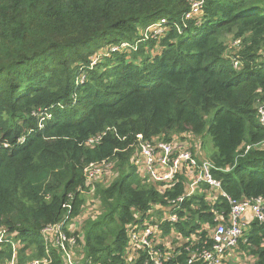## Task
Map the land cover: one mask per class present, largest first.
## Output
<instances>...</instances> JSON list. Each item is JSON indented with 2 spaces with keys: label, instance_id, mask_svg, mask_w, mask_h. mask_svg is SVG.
Instances as JSON below:
<instances>
[{
  "label": "trees",
  "instance_id": "trees-1",
  "mask_svg": "<svg viewBox=\"0 0 264 264\" xmlns=\"http://www.w3.org/2000/svg\"><path fill=\"white\" fill-rule=\"evenodd\" d=\"M158 23L163 34H140ZM228 35L240 46L230 50ZM263 52L264 0H0V227L17 243L0 244V264L14 253L19 264H68L56 235L45 239L58 224L83 264H146L142 251L129 260L127 226L189 182L141 175L138 135L200 140L202 153L212 138L215 151L197 157L221 188L199 183L179 220L163 224L172 244L185 241L165 264L185 261L188 245L210 246L217 214L230 213L222 191L264 198ZM98 165L110 181H89ZM90 190L99 213L84 221ZM79 218L82 231H71ZM231 250L264 264V221L245 226Z\"/></svg>",
  "mask_w": 264,
  "mask_h": 264
},
{
  "label": "built area",
  "instance_id": "built-area-1",
  "mask_svg": "<svg viewBox=\"0 0 264 264\" xmlns=\"http://www.w3.org/2000/svg\"><path fill=\"white\" fill-rule=\"evenodd\" d=\"M198 8L199 6L196 5L194 10ZM235 61V65L237 66L239 61ZM258 109L260 121L264 124V104L259 105ZM138 138L139 152L135 157L134 163L141 175L148 177L154 182L164 183L167 186L175 184L179 175L183 173H191L192 175L189 188L184 195L171 200L168 206L160 208L159 211L151 210L146 214H139L136 222L129 224L126 229L129 236L127 246L129 260L137 258L139 252L142 251L146 254V264L148 262L152 264H165L180 254V251L177 253L173 251L175 249L174 246L179 245L180 242L172 245V242L169 244L166 242L167 240H164L170 239L171 237L163 236V224L165 222L174 223L179 220L178 210L186 197L196 192L199 183H208L214 189L218 190H220L221 184L219 180L212 176L211 164L208 161H200L197 157L198 155L196 156L191 151L175 150L174 153V145L172 142L162 140L153 144L151 141L145 140L142 135H138ZM99 139L101 137L97 140ZM95 167L91 166L88 169L89 181L93 177L89 171ZM222 195L230 201V213L228 219H225L222 214H217L215 218L217 224L211 235V245L202 248L186 246V250L190 251V255L185 261L176 264H223L231 256V249L237 246L241 237L244 235L245 226L254 219L264 221L263 197L237 201L231 199L224 191H222ZM159 212L161 215H159ZM44 233L46 241H49V236L56 235V242L64 249L68 264H83L80 260H72V256L68 253V247H66L67 245L65 246V242H75V239L73 238L74 236H66L62 230V224L49 226L44 230ZM12 237L13 235H10L6 229L0 227V244L10 243L15 249L17 243L14 237ZM164 242H166V246L161 247V244ZM47 251H49V248ZM48 262L49 259L44 258L29 261L24 264H47ZM9 264H19L17 263L15 253Z\"/></svg>",
  "mask_w": 264,
  "mask_h": 264
},
{
  "label": "rangeland",
  "instance_id": "rangeland-1",
  "mask_svg": "<svg viewBox=\"0 0 264 264\" xmlns=\"http://www.w3.org/2000/svg\"><path fill=\"white\" fill-rule=\"evenodd\" d=\"M164 26L160 25L159 23L158 24H154L150 27H148L146 30H141L140 29V34H150V33H147L146 31H151L153 33H156V34H163L164 31ZM155 30V32H154ZM154 34V35H156ZM232 36L233 35H228L227 37V43H228V46H229V49L233 50L235 48H237L238 46H240L239 42L238 41H234L232 39ZM106 48H108L107 46L103 47L102 49L100 48L99 50L96 51V53H94V55L91 57L93 61H97L101 58V55L102 53H104L106 51ZM236 61L234 60L233 64L234 66L235 65ZM238 64V63H237ZM162 141V140H161ZM200 140H196V142L194 141H190V142H187V141H182L181 139L179 138H174V140L172 141L173 145H174V149H173V152L175 153V150H188V151H191L190 148L192 150H195L196 152L199 153L198 156H201L202 158H204V153L205 154H208L209 152H214L215 151V147H214V144H213V141H212V138L206 134L205 137H204V147L202 148L204 153H202V150H201V146H200ZM153 144H156L158 142H160V140L158 141H151ZM192 152V151H191ZM194 153V152H192ZM196 156L197 154L194 153ZM105 170H104V166L103 165H99V166H96L95 168L91 169L89 171L90 174L93 175V177L90 178V181L91 182H94V181H110L112 178H113V175L110 173V172H106L104 173ZM113 172V171H112ZM185 176H184V175ZM181 175L184 176L185 180H187L188 182H190V179H191V173H183ZM93 190H90L89 191V194L86 195V202L84 203V210H83V213H82V219L85 221L87 218L89 217H92L94 218L99 212V204L93 202L94 200V197H93ZM77 222H79V224L76 226H70V229L71 231H82V228H81V225L83 222H81V219L79 218L77 220ZM77 224V223H75ZM76 227V228H75ZM176 235V234H175ZM172 236L170 239H164V240H167L166 242L167 243H171L172 242V239L175 237ZM14 237V236H13ZM12 237V238H13ZM74 238V237H73ZM75 239V242L72 241H68V244H69V248H68V253L72 256V260L74 259L75 261H79L81 259V255H80V248L77 246V240L76 238ZM50 241H53L55 240L54 239V235L52 238H49ZM180 244L179 245H183L185 243L184 239H182V242L181 240L179 241ZM173 245V244H172ZM179 245H176L174 246V248L178 247ZM66 254V253H65ZM231 256L229 257V261H232L233 264H251V262H249L248 260L246 261V258L245 257H241L239 256V253L236 252H233L230 254Z\"/></svg>",
  "mask_w": 264,
  "mask_h": 264
}]
</instances>
